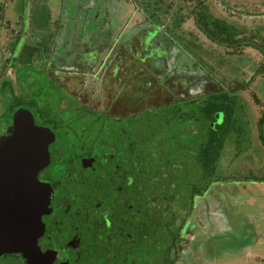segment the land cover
<instances>
[{
	"label": "rangeland",
	"instance_id": "1",
	"mask_svg": "<svg viewBox=\"0 0 264 264\" xmlns=\"http://www.w3.org/2000/svg\"><path fill=\"white\" fill-rule=\"evenodd\" d=\"M100 1L102 0H0V8L6 4L5 17L7 19V25L0 28V81L6 79L5 82H0V101L6 103L7 100L9 103V82H14L15 85L12 88L15 93L19 94L20 91L25 98L33 96L42 100L45 105L50 103L49 106H45V110L55 117L54 123L63 127L61 130L57 129L62 134V136L59 134L57 139V146L62 151L75 148L80 151L81 148H85L89 140L93 139L92 136L103 137L104 132L108 134L107 130L114 125L115 153H117L115 159L120 156L125 157L127 143L135 147L142 144L148 147V143H152L151 148L153 149L161 148L165 142L178 143L179 149L173 150L171 156L177 155L180 157V162L182 161L180 171L185 175L181 181H185L187 175L196 174L197 180L199 176L201 177L200 184H198L200 187L205 184L204 176L211 174L212 179L209 189L203 196L213 195L207 203H212L211 213L215 217H212L207 224L210 225V229L204 226L206 230L198 238L200 241H196L200 251L205 254L203 257L200 256L202 258L199 262L196 260L192 264H264L262 193L255 189L249 193V197L247 193L242 197L239 195V191H247L241 186L245 185L242 180L245 178L243 172L245 166L249 168L258 166L263 169V174L258 177H264V161L263 165L259 162L256 166L259 160H264V144L258 138L257 130V122L264 109V70L259 69L261 59L264 58L263 53L252 46H245L243 51L239 48L240 52H236L230 58H219L228 48L211 42L195 27L192 17L181 23L179 29L181 36L178 38L175 37L176 32L170 29L168 32L165 29L153 33L147 11L150 16L153 14L156 8L154 2L157 0H123L119 11L121 17L119 27L122 32L116 29L111 37V34H106L104 31L102 37H95L92 31H88V24L86 27L83 18L78 23L75 20L86 5L91 7L88 17L92 18L93 23L102 22L108 17L109 19L115 18V9L104 13V7L110 3L112 8H116L115 5L118 4L114 1L101 2L102 12L99 15ZM137 1L148 2L147 11ZM200 1H203L215 16L235 21L241 28L244 27L245 29H241L242 33L250 35L252 31L258 29L259 34L254 40L264 46V37H262L264 36V13L254 14L264 12V0H165L164 6L172 2L173 6L169 8L168 14L163 15L164 12L159 11L162 15L160 19L163 21L159 27L163 28L165 24H172L170 20L175 11L179 10L181 15H186L188 8L184 9V5H194ZM36 4L40 11L34 15L32 12ZM62 4L64 11L60 17L57 10H60L59 5ZM138 8L142 9L144 17L142 14V24L135 26L136 24H131L130 21L133 15L140 16L139 12L137 13ZM202 10L205 11L204 6ZM19 12L21 16H18ZM247 12L253 14L250 15ZM39 13L42 14L40 19H38ZM135 22H138V19H134L133 23ZM83 25L87 30L82 29ZM128 26H130L129 29L125 31ZM124 31L125 35L121 43L117 44L115 41V62L119 63L115 71V86L111 83L105 84L103 88L106 90H104L100 88L96 80H93L90 81L91 86L87 81L88 91L83 90L80 80L82 74L75 70L95 62L100 64L101 60L107 61L106 53H109L111 49L105 48L106 42L115 39ZM166 32L172 36L171 39H168ZM190 33L198 37L201 50L189 48L191 50L189 51L184 48L185 38H190ZM35 41H42L41 47L36 45L39 48V55L33 52L31 60L22 58L21 48ZM140 42H145L146 45L143 43L139 45ZM137 45H139L138 49H130ZM102 48L103 53L99 54V58L95 60L96 52ZM31 51L35 50L31 49ZM186 51L192 55L186 54ZM150 56H153L154 60ZM51 57L58 59L62 64L57 61L52 63L51 59H48ZM195 57L204 62L205 69L202 68V70L195 66ZM165 60L181 67L178 69L179 73H172V68L166 75H163L165 71L152 70L155 67L158 69L159 62ZM47 63L49 64L48 70L51 72L49 74H46ZM120 69H127V73H122ZM60 70H72L71 78L65 80L72 94L65 86H62L65 72ZM86 71L89 72L87 69ZM157 73L164 76V83L156 80ZM85 78L88 79V76ZM116 78L120 82L122 80L127 82L126 85L120 88ZM169 89L177 94L179 99L163 104L164 101L173 99L171 95L166 96ZM228 89L232 90V95L236 93L239 95L225 99L224 106L220 110L225 115L224 117L221 112H217L216 115L214 114L215 121L208 120L212 117H207L211 115L205 114L207 111L202 109V103L219 102V100H214L217 99L214 95L211 98L205 96ZM88 92H90V101ZM114 94L115 102L112 107H107L108 103L111 104L110 98ZM199 94L204 95L192 97ZM82 100L85 103L96 105L100 110L84 107ZM199 103L202 105L197 106ZM157 104L161 105L154 110H143V108H152ZM194 104L196 105L193 106ZM105 106L112 113L126 112L130 115L115 116L114 120L101 111L105 110ZM126 107H129L131 111L124 110ZM139 109L138 113L131 114L132 110ZM175 117H187L188 119H181L177 123L170 124ZM208 125L215 126V131L209 134ZM207 137L214 138L220 148L215 150L214 147L213 151L210 147L211 162L208 158L206 159L211 163L208 174L206 170L198 166V161L193 160L200 157V148L196 149V147H201V144H197L199 138L205 141ZM107 141L110 144L112 140ZM246 170V175H248L251 169ZM123 175H116L115 178L120 180ZM230 177L238 180L230 179ZM216 178L220 180H215ZM119 183L122 181L116 184ZM255 184L258 183L252 182L249 186ZM122 196L123 193L115 192V203ZM250 199L255 201L251 202ZM195 216H198V213ZM256 220L259 221L260 227L252 233L253 223ZM128 229L132 230L131 227ZM240 235L245 236L246 239L239 237ZM252 235L255 238H252ZM205 246L208 248L206 249ZM247 249L249 250L247 255H250L248 261L244 259L243 254ZM261 251H263L262 254L258 255ZM138 264L145 263L138 261Z\"/></svg>",
	"mask_w": 264,
	"mask_h": 264
},
{
	"label": "flooded vegetation",
	"instance_id": "2",
	"mask_svg": "<svg viewBox=\"0 0 264 264\" xmlns=\"http://www.w3.org/2000/svg\"><path fill=\"white\" fill-rule=\"evenodd\" d=\"M109 34L112 37L115 33ZM94 36L98 37L96 33ZM122 37L121 34L109 40L112 46L106 42L105 48L111 49V55L106 53L107 61L75 70L82 74L79 76L83 90L88 91L87 81L91 86L93 80L100 88L108 83L115 86L119 65L115 62V41L116 38L122 41ZM142 43L146 45L145 42L139 45ZM139 45L130 49L136 50ZM102 50L96 52L95 60ZM35 52L39 55V48ZM48 59L62 64L58 59ZM159 64L158 69L151 66L152 70L165 71L163 75L171 68L175 74L181 69L166 60ZM48 67L49 64L46 74L51 73ZM72 70H60L65 72L62 86L69 93L65 80L71 78ZM120 70L127 73V69ZM163 75L157 73L156 80L164 83ZM116 80L120 88L127 83ZM12 86L13 82H9L8 90L12 92H9V103L0 101V264H138V261L192 264L200 261L205 253L196 241L206 230L204 226L210 229L207 224L215 217L211 213L212 203H207L213 195L203 196L212 182L208 174L211 163L206 161L208 158L211 162L208 137L205 141L199 138L197 144L201 147L196 149L200 148L201 159H193L208 174L204 176L205 184L198 187L201 177L197 180L196 174L187 175L181 181L185 175L180 171L182 161L177 155L171 156L173 150L179 149L178 143L165 142L161 148L154 149L152 143L148 147L127 143L125 157L115 159L113 121L114 126L107 130L109 135L104 132L103 137L92 136L80 151L76 148L62 151L57 146L59 134L62 136L57 129L63 127L54 123L55 117L45 110L50 103L45 105L35 98L33 107L31 96L22 98L29 100L27 106L19 105V97L25 96L20 91L15 93ZM87 94L90 101V92ZM170 95L173 99L163 104L179 99L171 89L166 93ZM111 97L107 107L115 102V94ZM82 102L88 109H98L94 104ZM106 106L101 111L114 120L115 116L130 115L112 113ZM124 110L131 111L129 107ZM138 111L132 110L131 114ZM107 140L112 141L109 144ZM119 174L123 175L120 180L115 178ZM119 181L122 183L116 184ZM115 192L123 193L116 203Z\"/></svg>",
	"mask_w": 264,
	"mask_h": 264
},
{
	"label": "trees",
	"instance_id": "3",
	"mask_svg": "<svg viewBox=\"0 0 264 264\" xmlns=\"http://www.w3.org/2000/svg\"><path fill=\"white\" fill-rule=\"evenodd\" d=\"M137 2L140 3L141 7L145 11H147V8H148L147 6L149 5L148 2H146V1H142L143 3L139 2V1H137ZM164 2H165V0H157L154 2L156 5V8H155V11L153 12V14L151 16L149 15V12L147 11L148 17H150V19L148 21H150V23L152 24L151 29H152L153 33H156L157 30H165V29L168 32V29H170L172 32L173 31L176 32L175 37L178 38L179 36H181L180 30H179L181 23H183L186 19L192 17L195 27L203 35H205L211 42H213L217 45H220L221 47L228 48V50L224 53V55L219 56V58L220 57L226 58V59L230 58L233 54H236V52L239 51V48H240V50L243 51V48L245 46H252L253 48H255L258 51H260L261 53H263V56H264V46L261 45L260 43H257L254 40V38H256L259 34L258 29L252 31V33L250 35L242 33L241 29H245L244 27L241 28V26L239 24H237L235 21H229V20H226L224 17L215 16L210 10H208L207 5H205V3L203 1L196 2V4H194V5H184V7H183L184 9L188 8V13L186 15H181V11H179V10L175 11V12H173V14L171 16V20H170L172 22V24H167V25L165 24L163 26V28H159V26L163 22L160 19L162 15H161V13H159V11L162 10L164 12L163 15L168 14L169 8H171L173 6V2L168 3L167 5L164 6V4H165ZM202 6L205 7V11L202 10ZM5 9H6V4H4L0 8V28H3L5 25H7V23H6L7 19L5 17ZM231 10H232V7H231ZM231 10L229 11V14H230ZM263 13L264 12H259V13H254V14H260L261 15ZM17 14H18V16H21L20 12ZM247 14L251 15L253 13L247 12ZM21 21H22V18H21ZM55 29H57V28H55ZM90 31H91V29H90ZM167 32H166V36L168 37V39H171L170 37H172V36L169 35ZM106 34H109V31H106ZM189 36H190V38H185V44L186 45L184 46V48L187 50H189V48L190 49L191 48H197V49L201 50L198 37L193 33L192 34L190 33ZM136 37H137V35H136ZM262 37H264V36H262ZM116 40H117V44H120L121 41L117 38H116ZM41 44H42V41H35V43H31L29 45L25 44V46L23 47L24 48L23 49L24 50V55H23L24 57L22 56V58H26L27 60H29V59L31 60L32 53L35 52L36 49H38V46L41 47ZM36 45H38V46H36ZM28 48H29V50H28ZM31 49L35 50V51H31ZM189 51H191V50H189ZM186 53H188V55H192L191 53H189L187 51H186ZM199 54H200V51H199ZM150 57L154 60L153 56H150ZM194 59H195V66L196 67L203 68V69L206 68L204 66L205 65L204 62H201V60L198 59V57H195ZM259 66H260L259 67L260 70H264V58L261 59V63ZM206 70H208V69H206ZM208 72L210 73L209 70H208ZM220 83H222V82H220ZM14 85H15V83L13 82V86ZM10 93H12V92H10ZM212 95L217 96V99H214V100H219V102H217V101H212V103L203 102L202 103L203 104L202 109L207 111V112H205V114L211 115V116H207V117H212L208 120L213 122L216 120V116H215L216 114L215 113L221 112L220 110L224 106L225 99L226 98L229 99L231 97L238 96L239 94L236 93V94L232 95V90L228 89V90H221L217 93L207 94L205 97L211 98ZM22 98L27 99L23 96L19 97V105H21L23 103V105L27 106V103L29 100L23 101ZM34 100H35L34 97L30 99L31 105L33 107H34V105H33ZM229 102H230V100H229ZM202 104L199 103L197 106H200ZM195 105L196 104H194L193 106H195ZM158 107H160V106H158ZM145 109L148 110V108H143V110H145ZM209 110H214V111L212 112ZM222 115H223V117L225 116L223 113H222ZM181 119H188V118L187 117H182V118L175 117L173 119V122H171V123H177V122L181 121ZM257 125H258V128H257L258 138L264 144V109L262 111V115L258 119ZM207 128H209V134H210V132L215 131V126H209L208 125ZM217 129H219V128L217 127ZM209 138L210 137H208V141H206V142H208V147H212L213 151H214V149H213L214 147H215V150L220 149L218 147V145L216 144L214 138H212V139H209ZM230 179H234V178L230 177ZM215 180H220V179L216 178ZM234 180H238V179H234Z\"/></svg>",
	"mask_w": 264,
	"mask_h": 264
},
{
	"label": "crops",
	"instance_id": "4",
	"mask_svg": "<svg viewBox=\"0 0 264 264\" xmlns=\"http://www.w3.org/2000/svg\"><path fill=\"white\" fill-rule=\"evenodd\" d=\"M106 0H102V1H100V4H99V7H98V10H99V15L101 14V12H102V7H101V2H105ZM110 1H114V3H116V4H118V5H115V7L116 8H112V6H111V4L109 3V5H106L105 7H104V13H108V12H110V11H112V10H114L115 9V18H112L111 17V19H109V17L108 18H105V19H103L102 20V22H96V23H93V21H92V18L91 17H88L89 16V13H90V11H91V7L89 6V5H86L85 6V8L83 9V11H81L80 13H79V15H77V20H75V22L76 23H78L79 22V20L80 19H82L83 18V20L85 21V25H86V27H87V24H88V31H90V29H91V31L93 32V34H97V36L98 37H102V35L104 34V31H109V32H114L116 29H118V30H121L120 29V25H121V17H120V15H119V11H120V9L122 8V7H120L121 5H122V2H123V0H117L116 2H115V0H109L108 2H110ZM85 3H89V2H85ZM38 4H36V6L33 8V14L34 15H36L39 11H40V9H39V7L37 6ZM60 6V10L58 11L57 10V14H60L59 16L61 17L62 15V13H63V11H64V5L62 4V5H59ZM95 7V6H94ZM94 7H92V8H94ZM117 8H119V9H117ZM116 9H117V15H116ZM42 13H43V10L41 11ZM98 13H96V15H97ZM95 15V16H96ZM42 16V14L41 13H39V15H38V19H40V17ZM109 20H112L111 22H109ZM87 22H90L91 24H92V26H91V24L90 23H87ZM85 25H83V28L82 29H85V30H87V28L85 27ZM160 28V27H159ZM56 30V29H55ZM158 31V30H157ZM121 32H122V30H121ZM122 35L124 36L125 35V32L124 33H122ZM263 159L262 160H259L257 163H256V166L259 164V162H261L260 164H262L263 165ZM246 168L245 169H243V172H244V176H245V178H243L242 180H244V184L245 185H241V186H243V188H245V189H247V191L246 192H242V191H239V195L242 197L243 196V194H245V193H247V197H249V193H251L252 191H254L255 189L257 190V191H259V192H261L262 193V196H261V198H262V200H261V203H262V209H263V213L261 214V217H262V220H263V225H264V177H258V176H261V174H263V169H260L258 166L257 167H250L249 168V166H245ZM246 169H251V172L248 174V175H246ZM258 172V173H257ZM248 178V180H246ZM252 182H257L258 184H255V185H253V186H249V184H251ZM232 199H234V197L232 196ZM250 201L252 202V201H255V200H252V199H250ZM258 223H259V221L258 220H256L253 224H254V229H252V233H253V231L255 230V229H258L260 226L258 225ZM263 234H264V231H263ZM239 237H242V238H245V236H242V235H240ZM252 238H255V236H253L252 235ZM246 239V238H245ZM264 246V245H263ZM262 246V247H263ZM246 247V246H245ZM262 252L263 251H261V252H259V254L258 255H261L262 254ZM243 254H244V256H245V258L244 259H247V261H248V258H249V256L247 255V254H249V250L247 249V251H244L243 252ZM248 256V257H247Z\"/></svg>",
	"mask_w": 264,
	"mask_h": 264
},
{
	"label": "water",
	"instance_id": "5",
	"mask_svg": "<svg viewBox=\"0 0 264 264\" xmlns=\"http://www.w3.org/2000/svg\"><path fill=\"white\" fill-rule=\"evenodd\" d=\"M104 3H108V0H106V2H104ZM139 12V17H136L137 15H133V17H131L132 19H131V21H130V23L131 24H136L135 26H139V24H142V22H141V18H142V14H143V12H142V9H139L138 8V11H137V13ZM129 18H130V16H128ZM143 17H144V14H143ZM134 19H138V22H135V23H133V21H134ZM127 21V20H126ZM130 24V25H131ZM129 27L130 26H128V27H126L125 28V31H127L128 29H129ZM132 30V29H131ZM124 31V32H125ZM135 33V32H134Z\"/></svg>",
	"mask_w": 264,
	"mask_h": 264
}]
</instances>
